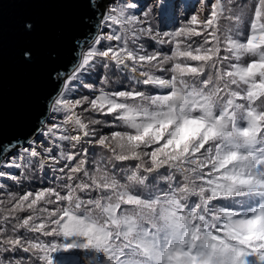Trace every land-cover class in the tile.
I'll list each match as a JSON object with an SVG mask.
<instances>
[{
  "label": "snow or ice",
  "instance_id": "obj_1",
  "mask_svg": "<svg viewBox=\"0 0 264 264\" xmlns=\"http://www.w3.org/2000/svg\"><path fill=\"white\" fill-rule=\"evenodd\" d=\"M207 7L166 31L155 9L109 0L39 126L0 144V181L56 174L10 196L0 264H264V0ZM113 67L119 90L105 74L73 94Z\"/></svg>",
  "mask_w": 264,
  "mask_h": 264
},
{
  "label": "water",
  "instance_id": "obj_2",
  "mask_svg": "<svg viewBox=\"0 0 264 264\" xmlns=\"http://www.w3.org/2000/svg\"><path fill=\"white\" fill-rule=\"evenodd\" d=\"M103 0H0V144L28 137L60 87ZM31 23L33 29L25 30ZM31 49L32 60L21 53ZM39 138V136H37Z\"/></svg>",
  "mask_w": 264,
  "mask_h": 264
},
{
  "label": "trees",
  "instance_id": "obj_3",
  "mask_svg": "<svg viewBox=\"0 0 264 264\" xmlns=\"http://www.w3.org/2000/svg\"><path fill=\"white\" fill-rule=\"evenodd\" d=\"M136 2L139 4L137 11L144 9L151 13L154 9L156 10V15L151 17L154 25L162 27L166 31H172L175 28L183 26L185 20L194 13L198 12L201 17L206 15L208 11L207 5L211 3V0H160V2H166L168 5L163 13V24H160L161 16L158 11L159 5L157 0H136ZM234 2L242 3L250 8L253 0H234ZM117 3H119V0H117ZM149 44H151V42H149ZM154 47L158 50L162 49L163 51H168L169 48L168 45L161 46L158 44L154 45ZM105 74L111 78V84L109 85L110 88L119 90L126 83L125 77L116 72L114 67L109 70L97 68L91 74L81 77L79 83L75 81L73 82V94H88V90L82 87L84 82L93 83L97 87H100V77ZM105 131H108V129H105ZM87 147L89 148L90 159H92L93 153H98L100 151L98 148H94L91 145H87ZM4 171L15 173L18 176V179L16 181L10 179L0 181V183L5 186L3 190H0V201H3V203H0V213H3L6 207L10 206L8 202L11 195L20 194L28 190L35 191L44 187L54 186L53 177L56 174L48 171L47 169H37L36 171L25 169H20L19 171L16 169H4ZM25 171H27V175L22 174ZM57 183H59V181H57ZM21 215L24 214L22 213ZM41 239L45 238L41 237ZM16 255L27 256L28 254L16 253ZM80 255L83 260V264H88V257L83 253ZM55 259L57 264H63L65 258L57 255L55 256Z\"/></svg>",
  "mask_w": 264,
  "mask_h": 264
},
{
  "label": "rangeland",
  "instance_id": "obj_4",
  "mask_svg": "<svg viewBox=\"0 0 264 264\" xmlns=\"http://www.w3.org/2000/svg\"><path fill=\"white\" fill-rule=\"evenodd\" d=\"M108 3H109V0H103L98 7L99 10H101V12H103L105 10L106 6L108 5Z\"/></svg>",
  "mask_w": 264,
  "mask_h": 264
}]
</instances>
